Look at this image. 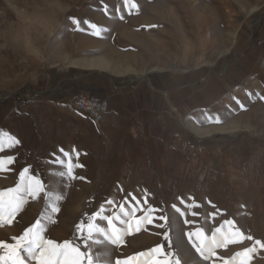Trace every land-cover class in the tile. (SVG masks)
Masks as SVG:
<instances>
[{
    "label": "rangeland",
    "instance_id": "obj_1",
    "mask_svg": "<svg viewBox=\"0 0 264 264\" xmlns=\"http://www.w3.org/2000/svg\"><path fill=\"white\" fill-rule=\"evenodd\" d=\"M262 3L264 0H0V132L20 141L0 152V157H15L7 170L0 171V191L15 187L19 172L28 167L31 174L64 196L57 202L58 213L51 212L43 195L29 198L11 224L0 222V240L14 243L12 237L40 220L47 238L58 243L72 240L84 251L77 226L86 223L101 205L105 214L118 211L121 203L130 208L135 205L133 196L140 200V207L157 209L153 223L127 234L121 245H92L94 259L115 264L117 259L160 243L167 250L163 233L170 226L173 248L182 259L188 264H211L202 261L184 233L204 227L210 234L224 219H234L245 235L264 240V55L231 83L214 76L209 92L216 100L210 101L208 111L190 113L188 126H181L182 135L175 131L174 120L168 122V116L154 121L148 116L108 117L97 123L72 102V96L83 89L81 77L98 72L115 77L73 63L91 56L122 53L136 70L160 65L166 66V73L215 60L214 68L203 64L200 69L219 72L217 63L226 54L219 57V51L232 46L249 10ZM74 20L80 21L84 31L78 30ZM91 24L97 25L100 36L92 34ZM209 116H218L220 122L210 121ZM234 122L244 127L213 131L218 133L206 139L198 134L194 137L191 131H195L193 125L206 129ZM61 149L82 165L74 169L75 179L56 175L63 170L54 163L57 157L64 158ZM109 200L114 203L107 204ZM193 201L199 206L188 207ZM173 203L185 212L184 217L171 207ZM144 214L136 213L137 217ZM161 215L169 217L163 228L157 227L164 224ZM184 219L196 223L185 225ZM96 222L107 227L106 221ZM251 245L247 240L230 244L217 249V255L228 259ZM3 251L0 249L1 254ZM250 264H264V249L257 247Z\"/></svg>",
    "mask_w": 264,
    "mask_h": 264
},
{
    "label": "snow or ice",
    "instance_id": "obj_2",
    "mask_svg": "<svg viewBox=\"0 0 264 264\" xmlns=\"http://www.w3.org/2000/svg\"><path fill=\"white\" fill-rule=\"evenodd\" d=\"M78 30L80 21H73ZM90 27L95 31L93 35L100 36V30L96 24H91ZM264 99V96L261 97ZM239 103V101H237ZM243 108V105L241 104ZM208 119L219 123L220 118L209 116ZM20 141L8 132H0V152L5 148L11 149L18 145ZM64 158L57 157L54 161L63 170L56 173L60 178L67 180L75 179L74 169L82 167L78 163H74L72 156L61 149ZM15 162V157L4 156L0 157V171L7 170V166ZM43 195L46 202L51 207L52 213L60 212L57 202L64 199L63 194L57 193L51 189L37 175L31 174L30 168L24 167L19 172V182L15 187L0 191V222L11 224L14 217L22 210L23 206L28 203L29 198H39ZM135 205L126 208L124 203L118 206V211L113 214H105L106 209L101 205L99 211L95 212L88 218V221L81 222L76 231L79 234L78 238L83 241L85 250H81V244L72 240H64L58 243L54 239H49L45 235V225L37 220L31 227H28L22 235L12 237L14 243H9L0 240V249L3 253L0 254V264H109L107 260L94 259V254L91 250L92 245H121L124 243V237L132 231L139 232L142 225L152 224L154 220L153 213L156 208L149 205L147 208L140 207V200L132 197ZM114 202L109 200L107 204L111 205ZM127 203V201H125ZM145 203L147 199L145 197ZM180 203H184L181 198ZM211 203V201H209ZM193 201L188 207H198ZM181 217L185 216V212L177 207L175 203L171 205ZM213 207H215L213 205ZM142 211L146 214L137 217L136 213ZM192 215H196L195 212ZM215 215V213H213ZM50 219V217H49ZM106 221L107 227L97 223V220ZM159 219L164 221V224H159L157 227H165L168 224L169 217L167 215L159 216ZM121 227L117 226V223ZM185 225H192L196 222L190 219H184ZM170 226L163 233V239L167 242V250L164 243L157 244L155 247L138 253L137 255L127 257L126 259H117L115 264H188L187 260L182 259L181 255L173 248V240L170 235ZM187 237L191 248L199 255L204 262L210 261L211 264H250L253 254L257 251V247L264 249V240L254 239L252 235H245L243 231L237 227L234 219H224L219 226L211 229L210 234L206 232L204 227H196L194 230H189L184 233ZM252 241L250 247L243 248L242 251L236 252L231 258H224L217 255V249H226L230 244H239L243 241ZM91 242V243H89Z\"/></svg>",
    "mask_w": 264,
    "mask_h": 264
},
{
    "label": "crops",
    "instance_id": "obj_3",
    "mask_svg": "<svg viewBox=\"0 0 264 264\" xmlns=\"http://www.w3.org/2000/svg\"><path fill=\"white\" fill-rule=\"evenodd\" d=\"M263 55L264 3L241 23L231 49L217 63L219 72L213 70L216 63L211 70L198 67L177 73L150 72L131 79L98 72L81 77L82 90L109 98L110 109L106 119H139L148 116L154 121L157 117L165 120L168 116V122L174 120L175 131L182 135L184 129L181 126H188L190 113L196 115L208 111L210 101L216 100V96L209 92V82L214 76L234 81L238 75L242 76L251 69V65L258 64ZM191 131L194 137L198 136L195 131ZM215 133L218 132L212 134Z\"/></svg>",
    "mask_w": 264,
    "mask_h": 264
},
{
    "label": "bare ground",
    "instance_id": "obj_4",
    "mask_svg": "<svg viewBox=\"0 0 264 264\" xmlns=\"http://www.w3.org/2000/svg\"><path fill=\"white\" fill-rule=\"evenodd\" d=\"M58 7V6H57ZM67 7V6H65ZM76 7V6H75ZM259 7V5H256L254 7H252L250 10H249V13L253 12L254 10H256L257 8ZM73 15V14H72ZM64 16V15H63ZM52 21V20H51ZM57 22V21H56ZM55 22V23H56ZM59 23V21H58ZM56 25V24H55ZM59 25V24H58ZM53 27V26H52ZM50 28V27H48ZM47 28V29H48ZM51 30V29H49ZM199 35V34H198ZM233 44V43H232ZM67 47V46H66ZM112 49V48H111ZM110 49V50H111ZM231 49L230 48H227V49H224V50H221L219 51L218 55L217 56H221L222 54H225L227 53L229 50ZM115 51V50H114ZM118 54V52H117ZM110 55V54H109ZM115 54H112L111 57L109 56H104V55H100V56H91V57H87V58H83V59H77L75 61H73V63L78 66V67H83V68H87V69H102L104 71H107L115 76H126V75H130V74H135V75H138V76H144L150 72H162L164 70H166L167 68H165L164 66H160V65H157V66H153L152 68H150L149 70H146V71H142V70H136L130 62H128L126 58V56L124 57H121L122 53L119 54L120 56H114ZM63 56V55H62ZM61 57V56H60ZM64 57V56H63ZM217 61V60H216ZM215 63V60H208V61H205L201 64H198L196 65L194 68H198L200 67L201 65L203 64H206V65H210L212 66L213 64ZM171 69V67H170ZM174 70V69H172ZM193 129L195 130V132L201 136V137H204L206 135H209L211 134L213 131H224V132H230V131H234V130H237L239 128H241L242 126L238 123H231V124H227V125H224V126H220V127H213V128H206V129H202V128H198L197 126H192ZM244 127V126H243ZM242 127V128H243ZM245 127H249V126H245ZM130 154V153H129ZM120 164V163H119ZM123 180V179H122ZM125 181V180H124ZM167 198V197H166ZM2 252V251H1ZM0 252V254H1Z\"/></svg>",
    "mask_w": 264,
    "mask_h": 264
},
{
    "label": "built area",
    "instance_id": "obj_5",
    "mask_svg": "<svg viewBox=\"0 0 264 264\" xmlns=\"http://www.w3.org/2000/svg\"><path fill=\"white\" fill-rule=\"evenodd\" d=\"M75 107L88 113L97 123L105 121L110 109L109 98L81 90L72 96Z\"/></svg>",
    "mask_w": 264,
    "mask_h": 264
},
{
    "label": "trees",
    "instance_id": "obj_6",
    "mask_svg": "<svg viewBox=\"0 0 264 264\" xmlns=\"http://www.w3.org/2000/svg\"><path fill=\"white\" fill-rule=\"evenodd\" d=\"M54 90H55V88L51 89V91H49L48 93H50V92H54ZM21 94H22L21 91H19V92L17 93L18 96H20Z\"/></svg>",
    "mask_w": 264,
    "mask_h": 264
}]
</instances>
